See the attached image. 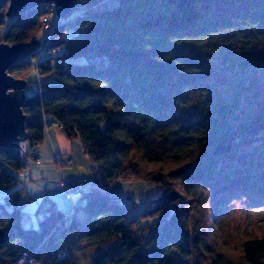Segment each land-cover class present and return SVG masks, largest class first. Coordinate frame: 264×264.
Wrapping results in <instances>:
<instances>
[{"label": "trees", "instance_id": "1", "mask_svg": "<svg viewBox=\"0 0 264 264\" xmlns=\"http://www.w3.org/2000/svg\"><path fill=\"white\" fill-rule=\"evenodd\" d=\"M108 1L116 6L97 9ZM8 6L0 1V44L37 41L45 5L10 22ZM51 41L66 53L38 66L41 93L22 108L26 144L44 141L45 122L59 124L81 142L105 185L131 177L161 194L144 206L142 225L127 222L122 203L93 188L70 216L44 199L38 228H29L19 193L11 192L28 153L0 149V264L24 253L41 264H73V239L82 250L115 243L88 264H264V234L237 239L219 222L236 199L264 207V161L252 164L255 172L220 168L241 162L245 148L264 156V103L240 96L249 86L220 91L211 69L220 62L218 73H243L264 59V0H77ZM30 70L26 60L8 74L25 80Z\"/></svg>", "mask_w": 264, "mask_h": 264}, {"label": "rangeland", "instance_id": "2", "mask_svg": "<svg viewBox=\"0 0 264 264\" xmlns=\"http://www.w3.org/2000/svg\"><path fill=\"white\" fill-rule=\"evenodd\" d=\"M114 6H116L114 1H108L106 2L105 5L100 6L97 9L111 8ZM44 17L49 19L50 26L53 29L62 21L57 15H52L47 11L45 12ZM10 19L11 18H8L9 22ZM48 35L49 34L44 29L40 30L37 41L43 44L45 40H47ZM260 52L261 53L259 54V56L261 58H264V48H262ZM55 55L56 54H54V56ZM263 60L260 61L259 63H256L250 68L242 69V71H244L243 73L235 70L234 72L222 71L223 73H218V70H220L222 65L220 64V62L215 63L211 66V69L214 72L213 73L214 77H212V79H215V81L219 83L220 91H223L225 88H228V91L230 93L233 92L240 93L241 90L239 89H241V86L242 87L249 86L251 87L250 88L251 92L249 93L242 92L240 93V96L243 99L248 100L249 102L254 101L255 98H259L260 101L264 103V61ZM34 79H38V76L36 75L34 69L31 66L30 73L27 79L24 80L27 82V87H28L26 90L27 97L33 94L34 88L37 87L38 85V84H33V85L31 84L32 82L34 83ZM237 79H239L242 82L234 81ZM251 83L253 84L250 85ZM256 92L258 94H256ZM188 102L193 103L195 102V99L189 98ZM59 136L61 135L59 134ZM59 136L57 141L59 149L58 148L57 149L60 153V160L68 162L72 160L70 158L73 157V159L76 161L77 164V166L75 167H72L70 165H69L70 167L67 166L68 168L64 169L66 174L68 173L69 176L73 174L78 175L80 172L81 174H86L89 165L92 163L90 162L86 154L85 155L83 154L82 145L80 141L78 139L71 141H67V139H65L64 141H62L63 140L61 139L62 136L61 137ZM44 143H43L44 148L45 147L48 148V146L46 145L47 143L45 144ZM37 147L38 146L30 147L26 143L22 144V149L28 153L27 161L24 165L23 170L20 173L14 175L18 183L11 191L12 193H16V192L19 193L17 199V207L22 208V214L24 218L23 222L27 227L35 228V229H37L39 226L37 212H36L38 206H36L34 201L30 200L31 199L30 196L34 194L33 198L36 200L38 198V194L36 193L37 188L40 189L39 186L41 185L45 186V182L42 183L41 182L42 178H40L39 180V176L36 175V173L34 172L30 173V170H27L28 169L27 167L28 164L30 163H32L30 167L33 168L34 167L33 165H35V169H37L36 166L43 165L40 164V162H38V160L36 159V157H38L39 154L38 149H36ZM68 151H70V153L73 152L74 156L70 154V156H72L70 157L69 155L67 156V154H64L65 152L68 153ZM239 158L241 159V162L225 161L222 163V165H220V168L224 170H234L239 168L238 170L241 172L243 171L255 172L257 169L253 167L252 164L255 162L264 161V156L260 155L256 148H245L241 150L239 152ZM65 159H69V160H65ZM54 165L57 166L59 169L62 168L58 165V162L54 163ZM243 166L244 168L242 169ZM57 175L58 173L53 174V172H51V178H49L48 180L50 182L60 183V181L62 180V175H60V173L59 176ZM31 182H34V184L31 185ZM110 189H111L109 195L110 199L118 200L127 209V222L133 221L136 222L138 225H142L148 222L144 217H142V214L146 211V208L144 207L145 204H150V207H152L154 201L161 194V188L159 186L157 185L151 186L149 183L141 180L135 181L134 178L131 177L124 179L123 184L112 185L109 188V191ZM22 190H24L25 193H23L22 196H20ZM7 193L11 194L8 191ZM2 198L3 195L2 193H0V203L2 202ZM66 199L69 202H71V211H72L70 213L71 215L74 211V206L76 203L75 201L68 199L67 196ZM67 209H68L67 205L65 204V208H61L60 210L62 212H66ZM221 212H223V214L220 215L219 222L225 224V228H226L225 231L228 234L233 235L235 238L241 239L248 234H252L256 236H261L264 234V207L252 208L246 201L236 199L234 202H231L229 203V205H226ZM114 245L115 243L112 242L103 247L89 249V250H82L84 249L83 244L79 242L77 239H73L71 240V247L69 250H67V253L69 258L72 260L73 264H88V261L92 257L104 253L106 250L113 248ZM144 252L145 249L142 247L141 253L143 254ZM140 261L141 259H135L133 260L132 264H139Z\"/></svg>", "mask_w": 264, "mask_h": 264}, {"label": "water", "instance_id": "3", "mask_svg": "<svg viewBox=\"0 0 264 264\" xmlns=\"http://www.w3.org/2000/svg\"><path fill=\"white\" fill-rule=\"evenodd\" d=\"M50 3L55 4L57 16L64 21L71 18L77 0H9L6 17H17ZM40 46L38 41L20 46L0 44V149L16 148L23 151L22 144L27 142L26 117L22 110L27 99V82L9 75L8 70L35 57Z\"/></svg>", "mask_w": 264, "mask_h": 264}, {"label": "built area", "instance_id": "4", "mask_svg": "<svg viewBox=\"0 0 264 264\" xmlns=\"http://www.w3.org/2000/svg\"><path fill=\"white\" fill-rule=\"evenodd\" d=\"M46 11L51 13L52 15H57L56 11V6L54 3H50L45 5ZM43 29L49 34L47 40L43 44H41L40 48L38 49L35 57L30 58V64L32 68L34 69V72L38 76V80H41V74L38 70V66L40 63L48 58H51L56 55H63L66 53V50L64 47L59 46L57 47L52 41V33H53V28L50 26L49 19L44 17L43 23H42ZM55 55V56H56ZM41 86L40 84L37 85V87L34 88L33 91V96L40 95L41 93ZM56 129L58 131H62V127L59 124L56 123H44V132L49 133L51 130ZM39 146V145H37ZM56 162H58V165L62 168H66L67 166L71 165L73 163L72 160L65 162L63 160H60L57 156H55ZM93 171L91 174L83 179L78 180L77 182L74 183H67L65 181H61L59 185L66 191V196L68 199H71L72 201H75V206H74V212L78 211L79 206H80V195L83 191L87 189H93V188H98L102 189L105 193H109V188L111 186H107L104 184L102 174L100 173L99 166L96 164H93ZM61 168V169H62ZM123 179L119 178L115 184H123ZM146 206V204H145ZM72 213V214H73ZM71 214V215H72ZM70 216V215H69ZM83 215L80 213L78 215V219H81ZM61 259L66 258V254L64 252H61L60 255ZM14 264H41L38 263L37 261L33 260V258L27 254H21L19 259L14 263Z\"/></svg>", "mask_w": 264, "mask_h": 264}, {"label": "crops", "instance_id": "5", "mask_svg": "<svg viewBox=\"0 0 264 264\" xmlns=\"http://www.w3.org/2000/svg\"><path fill=\"white\" fill-rule=\"evenodd\" d=\"M42 82H43V79H41V80L34 79V83L32 82L31 84L32 85L33 84H41ZM44 134H45L44 141L36 148L39 151L38 157H36V159L38 160V162H40V164H43V165L36 166L37 169H35V165H33L34 166L33 168L30 167V165L32 164V163H30V164H28L27 170H30V173H32V172L36 173V175L39 176V180H40V178H42L41 182L42 183L45 182V186H43V185L39 186L40 189L37 188V191H36V193L38 194V198L35 200L33 198L34 194H32L31 195L32 197L30 196V198H31L30 200L35 202L36 206H38V209H39L40 205L44 202V199H48L49 201H51L57 209L59 208V210L61 208H65V204H66L67 208H68L67 211L66 212H62L61 210L60 211L62 213H64L66 216H69L70 213L72 212L71 211V202H69L66 199V191L59 185V182L54 183V182H50L48 180L49 178H51V172H53V174L58 173L57 176H59V173H60V175H62L61 181H65L67 183H74L80 179L88 177L91 174L93 167H92V164H90L91 167L89 165L88 171L86 174H81V172L78 175L73 174V175L69 176L68 173L66 174L64 169H67L70 166L75 167V166H77V164H76V161L72 157V156H74V153L73 152L70 153V151H68V153L65 152L64 154H67V156L68 155L70 156V154H72V156H70L72 158H70V159L73 160V164L66 167V168H62V169L61 168L59 169L57 166L54 165V163H56L55 155L58 158H60V153L58 151L59 146H58L57 141H58L59 134L62 136V137L59 136V137H61V139H63L62 141H64L65 139H67V141H71L72 139L67 138L62 132H58L56 130H52L51 132L44 133ZM74 140H76V139H74ZM44 142L47 143L46 145L48 146V148H46V147L44 148V146H43ZM82 152L85 155L83 146H82ZM65 160H69V159H65ZM33 184H34V182H31V185H33ZM111 189L109 191V195H110ZM23 193H25L24 190H22V193L20 194V196H22Z\"/></svg>", "mask_w": 264, "mask_h": 264}]
</instances>
